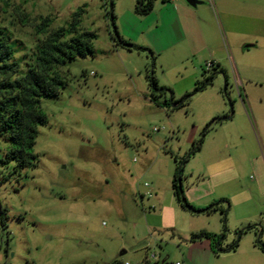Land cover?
<instances>
[{
  "label": "rangeland",
  "instance_id": "obj_1",
  "mask_svg": "<svg viewBox=\"0 0 264 264\" xmlns=\"http://www.w3.org/2000/svg\"><path fill=\"white\" fill-rule=\"evenodd\" d=\"M199 1L204 3L197 9L209 50L193 57L187 48L152 55L116 44L109 0H0V25L23 62L50 32L68 27L80 10L81 30L96 35L93 54L58 69L66 83L60 94L41 99L48 124L39 128L34 146L37 167L4 163L10 144L0 137V212L7 214L6 227L0 220V264H134L145 263L152 254L159 264H264L259 231L247 229L257 225L264 246L259 171L262 162L264 170V132L262 142L246 134L238 140L243 149L230 153L215 141L218 116L246 115L239 97L243 85L236 84L234 73L241 58L249 63L259 59L254 55L259 47L243 49L256 44L252 40L260 34L264 0ZM113 2L119 30L121 17L136 9L137 0ZM224 13L234 15L230 26ZM44 19L50 27L38 34ZM221 43L227 88L216 70L204 66ZM199 64L201 75L194 73ZM151 71L165 95L153 93L147 79ZM204 85L181 105L183 96ZM201 139V148L190 156ZM218 154H232L241 165L240 181L231 193L235 197L223 206L228 211L226 228L220 211L195 214L182 209L172 186L180 168L182 191L190 203L192 192H199L196 185L203 178L210 181V164ZM200 232H226L221 248L240 238L238 247L216 254L217 246L199 251L191 246V237ZM122 251L126 253L121 256Z\"/></svg>",
  "mask_w": 264,
  "mask_h": 264
},
{
  "label": "trees",
  "instance_id": "obj_2",
  "mask_svg": "<svg viewBox=\"0 0 264 264\" xmlns=\"http://www.w3.org/2000/svg\"><path fill=\"white\" fill-rule=\"evenodd\" d=\"M109 1L111 8L109 15L114 29L113 40L115 43L128 50L146 51L147 49L143 47L129 44L120 35L116 26L114 2L113 0ZM153 2L154 0H148L145 6L142 0H137L136 12L139 15H147L152 10ZM81 13L82 10L73 14L72 21L68 27H60L50 32L45 39L41 40L36 51L24 62L17 59V50L12 42V37L0 25V137H3L10 144L4 163L14 162L16 168L19 169L37 167L38 157L33 152L34 146L39 134V128L48 124V118L41 108V99L57 97L61 90L65 88L66 83L58 73L60 67L77 57H85L94 52L93 41L96 35L81 30ZM49 27L50 20L44 19L41 25L37 27L36 32L43 34ZM147 79L153 93L166 94L167 91L159 87L154 71L147 74ZM213 79L214 77L212 76L210 79L205 80L207 82L206 85L210 84ZM227 86L228 81H226L225 87L227 88ZM204 88L205 85L202 87L196 86L192 93L182 97L181 105L187 103L194 93ZM155 99L156 96L154 95V102ZM177 103L176 101L173 102V104ZM230 104L232 105V102ZM215 122L218 123V121ZM202 142L203 139H201L200 144L190 156L201 148ZM188 159L189 157L183 164ZM180 182L182 183L181 169L177 168L172 186L180 207L195 214H211L220 211L223 215L224 227L226 228L228 211L223 206L224 203L229 206V201L221 200L204 209H197L187 202L183 191L179 188ZM0 220L1 225L6 227V210L0 212ZM247 229H257L259 231L257 242L260 245V249L264 251V246L260 244L262 230L257 225H250ZM225 234L226 232L222 236H217L209 232H200L192 234L191 242L210 241L212 249L217 246V249L213 250L215 254L235 250L238 247L240 238L226 250L221 248V241L225 238ZM112 264H124V262L115 260Z\"/></svg>",
  "mask_w": 264,
  "mask_h": 264
},
{
  "label": "crops",
  "instance_id": "obj_3",
  "mask_svg": "<svg viewBox=\"0 0 264 264\" xmlns=\"http://www.w3.org/2000/svg\"><path fill=\"white\" fill-rule=\"evenodd\" d=\"M157 3L158 0H154L152 10L147 15H139L135 9L129 10L122 17L120 16L122 23L119 25V31L128 43L143 47L152 55H162L174 49L185 51L187 48L189 51L186 52L195 57L201 54L203 49L208 48L209 50L204 29L200 26L199 10L197 7H191L187 4L186 0H162L159 5ZM224 15L230 26L234 15L230 13H224ZM237 17L241 21L247 20L245 16ZM259 21L261 25L259 37L252 40L256 43L253 44L252 48L259 47L258 53L254 54L259 56V59L258 61L249 63L241 58L234 73L237 80L236 84L243 85V93L239 92V97L242 98L246 115L243 114L241 119H236L234 115H231L227 121H218L216 127L218 136L215 141L219 140L220 148L227 149L229 153L239 148L243 149L239 145L240 142L238 140L243 139V136L246 134H251L254 139L256 136L260 137L261 142L263 141L264 94L261 89L264 83V19ZM226 42L227 44H224V48L230 44L228 36H226ZM209 54L211 55L210 60L205 61L204 66L208 62H214V70H216L218 78L224 80L225 83L226 81L229 82L225 64V51L222 50V43L219 44L218 51H211ZM201 65L199 64L198 67H194L195 74H203L200 71ZM222 73H225L226 77ZM252 86H255V88ZM246 105L249 106L251 115L248 114ZM258 159L262 162L260 158ZM210 169V181L207 182L206 178H203L196 185V190L199 192H192V196L189 199L190 203L196 205L195 207L198 209H204L221 200L230 202L231 197H233L232 200L235 197L231 196V193L236 192L233 186L236 187V184L240 181V174L238 175V173L241 170V165L237 163L232 154L228 156L215 155L210 164ZM259 171L263 173L264 183L263 162L262 167L259 166ZM257 187L260 190L259 184H257ZM260 198H264V190L260 191ZM224 205L226 204L224 203ZM191 246L199 251H212L211 242L207 240L193 242Z\"/></svg>",
  "mask_w": 264,
  "mask_h": 264
},
{
  "label": "built area",
  "instance_id": "obj_4",
  "mask_svg": "<svg viewBox=\"0 0 264 264\" xmlns=\"http://www.w3.org/2000/svg\"><path fill=\"white\" fill-rule=\"evenodd\" d=\"M205 66H206V69H207L208 71H210V70H212L213 68H215V63H214V62H208ZM154 131H155V132H159V131H161V129L154 128ZM147 186H148V185H147ZM148 195L151 196V194H149V193H148ZM151 260H152V261H157V262H159V259H158L157 255H156V254H152V255L150 256V259L146 260L145 263H134V264H148V263L151 262ZM124 264H133V263H130V262H124ZM163 264H184V262H182V261L168 262V261L165 260V261H163Z\"/></svg>",
  "mask_w": 264,
  "mask_h": 264
},
{
  "label": "water",
  "instance_id": "obj_5",
  "mask_svg": "<svg viewBox=\"0 0 264 264\" xmlns=\"http://www.w3.org/2000/svg\"><path fill=\"white\" fill-rule=\"evenodd\" d=\"M144 1L145 0H142V3L143 4H144ZM186 2H187L188 5H190L191 7H194V8H196L199 5H203L204 4L203 2H201L199 0H186ZM251 47H253V45L248 44V45H246L244 47V49H248V48H251ZM222 75L226 77L225 73H222ZM230 116L224 117V118H218L215 121H227L230 118ZM179 188H180V190H182V184H181V182L179 183ZM125 253H126V251H122L121 256L124 255Z\"/></svg>",
  "mask_w": 264,
  "mask_h": 264
}]
</instances>
